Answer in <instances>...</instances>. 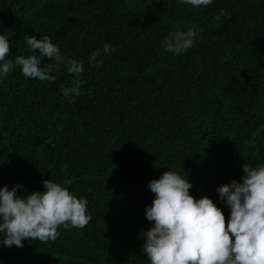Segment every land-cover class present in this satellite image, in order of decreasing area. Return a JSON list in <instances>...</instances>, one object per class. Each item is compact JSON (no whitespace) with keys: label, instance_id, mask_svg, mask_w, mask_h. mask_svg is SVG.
<instances>
[{"label":"trees","instance_id":"16d2710c","mask_svg":"<svg viewBox=\"0 0 264 264\" xmlns=\"http://www.w3.org/2000/svg\"><path fill=\"white\" fill-rule=\"evenodd\" d=\"M221 9L230 15L216 21ZM189 27L192 48L164 50L169 33ZM0 35L10 43L0 64L31 54L25 35H48L84 68L75 103L63 66L54 81L19 66L0 75V188L21 185L25 197L52 180L87 199L92 216L22 248L0 233V264H150L148 184L167 171L229 220L217 188L241 182L245 163L264 165V0H0ZM104 44L103 64L90 65Z\"/></svg>","mask_w":264,"mask_h":264},{"label":"clouds","instance_id":"9594fccd","mask_svg":"<svg viewBox=\"0 0 264 264\" xmlns=\"http://www.w3.org/2000/svg\"><path fill=\"white\" fill-rule=\"evenodd\" d=\"M213 0H181L195 7L207 6ZM224 9L215 17L229 16ZM31 54L17 56L15 62L0 64V75L6 76L19 66L27 78L54 81V72L61 66L76 79L73 86L62 89L65 97L75 103L81 94L84 71L77 59L61 53L48 35L38 40L35 35L24 37ZM197 41V30L169 33L163 41L164 50L181 54L192 48ZM111 44L93 51L89 64H103L97 60L101 52L109 53ZM10 53L9 39L0 35V62ZM45 59L54 61L45 64ZM242 180H231L217 188L220 200L230 209L226 222L223 211L208 197L196 200L189 194L192 184L188 178L167 171L149 182V190L155 194L151 206L146 207V219L154 222L143 233V251L150 264H264V165L242 166ZM45 191L25 197L17 195L21 185L11 190L0 188V233H4L3 245L22 248V240L55 241L60 235L58 227L82 229L92 216L87 213L88 201L77 198L66 187L52 180L43 182Z\"/></svg>","mask_w":264,"mask_h":264}]
</instances>
